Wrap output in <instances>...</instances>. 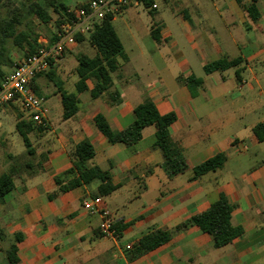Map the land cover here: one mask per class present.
Masks as SVG:
<instances>
[{"label":"crops","instance_id":"crops-1","mask_svg":"<svg viewBox=\"0 0 264 264\" xmlns=\"http://www.w3.org/2000/svg\"><path fill=\"white\" fill-rule=\"evenodd\" d=\"M173 1L185 5L174 14V30L163 19L154 21L149 47L124 28L127 45L114 16V28L127 54L126 60L118 57L120 68L112 73L119 102L111 103L107 93L92 98L91 79L86 80V90L77 91V55L89 34L70 45L48 69L66 91L77 95L73 116L63 117L61 94L47 71L31 81L49 108L46 129L28 134L31 143L34 136L42 167L0 166V175L13 172L15 184L0 201V264H10L6 251L15 242L19 264H264V141L253 131L264 123V7L256 1L260 16L253 20L247 12L253 0H220L221 6L214 0L209 5L205 0ZM213 14L221 18L224 36H219ZM154 23L160 26V41L152 36ZM53 37L54 28L41 40ZM92 47V54L83 53L93 57L97 50ZM236 57L243 59L239 66L204 70L209 62ZM190 77L200 78V84H188ZM147 96L161 114H176L169 130L189 167L174 176L162 166L154 125L145 127L141 140L133 145L110 143L95 125L94 117L102 113L112 129H125L134 121L135 107ZM5 106L21 110L18 104ZM22 117L30 120L24 112ZM84 140L95 148L91 164L109 172L118 186L100 197L114 223L127 224L120 234L103 233L101 216L83 207L84 199L98 195L100 180L59 191L55 178L72 166L69 151ZM218 153L226 155L220 168L194 175L193 167ZM221 195L233 206L232 224L243 228L241 236L217 248L212 236L196 225L176 228ZM157 230H170V240L131 257L140 239ZM16 235L21 237L18 242Z\"/></svg>","mask_w":264,"mask_h":264},{"label":"trees","instance_id":"trees-1","mask_svg":"<svg viewBox=\"0 0 264 264\" xmlns=\"http://www.w3.org/2000/svg\"><path fill=\"white\" fill-rule=\"evenodd\" d=\"M90 1L86 0L78 3V5L87 6ZM142 1L150 12L153 13L155 11L152 8L154 0ZM256 1L253 0V3L247 6V12L253 20H257L260 16ZM49 7L60 17L57 22L59 23L68 8V3L67 0H48L46 6H42L37 2H32L29 6L28 13L36 14L42 23L48 24L52 20V14L48 10ZM113 19L114 16L109 15L103 20L96 21L93 30L88 36L91 45L96 48L97 53L93 57L83 52L77 55V72L80 75V80L77 82V91L81 92L86 90V80L91 79L94 83L90 91L91 97L95 99L107 93L111 103L119 102L121 97L120 92L117 89H113L112 73L120 68L118 57L127 59L124 45L114 28ZM22 22L21 16L14 14L0 24V82L7 73V69L14 65V62L8 56L9 49L6 46L8 41H11L15 47L22 50L23 56L35 52L41 45L38 34H33L30 30L26 29L19 30ZM159 30L160 26L154 23L151 33L158 41H160ZM84 40L85 37L83 35H76V41L82 42ZM242 61L243 59L241 57L233 59L221 58L207 63L204 66V70L206 73H211L216 70H226L239 66ZM240 73L241 71L238 69V78L240 77ZM46 75L57 85L61 94L64 107L63 117L67 119L73 116L78 110L77 95L63 88L62 83L53 70H48ZM186 82L188 84H200L201 79L190 77ZM134 116V121L123 130L112 129L109 121L102 113H98L94 117V122L98 130L110 143H125L127 145H133L139 142L142 138L143 129L147 126L154 125L156 127L155 146L163 153L164 160L162 166L164 170L169 176H174L185 171L189 167L188 162L179 145L172 139L169 130L170 125L176 120V114L174 112L161 114L153 99L147 96L143 102L135 107ZM16 128L27 147L28 153L34 155L35 150L32 147L28 134L35 129L43 131L46 127L36 126L31 120H26L21 116L16 123ZM253 131L259 141H264V123H258ZM69 155L72 166L55 178L59 185V191H69L80 185L90 184L96 180L101 181L98 186L99 196L109 195L117 189L118 186L113 184L109 172L102 170L97 165L91 164V160L95 157V148L89 140H84L73 146L69 151ZM225 159L226 155L224 153L216 154L193 167L194 175L201 176L209 171L220 168ZM38 165L42 167V162ZM25 166H34V164L27 162ZM13 175L12 171H6L0 175V201H3L5 195L14 189ZM232 212V204L225 195H221L209 208L193 215L176 228L181 229L189 225H196L201 231L210 234L214 239L215 247L219 248L231 243L244 232L242 227L232 224ZM126 226L127 224L119 220L114 223L113 228L116 234H120ZM170 238V230H157L148 233L133 248L131 257H138L145 252L153 250L168 242ZM20 239V235H16L17 242ZM17 252L18 246L15 242L6 251L10 264H19L20 259Z\"/></svg>","mask_w":264,"mask_h":264},{"label":"built area","instance_id":"built-area-1","mask_svg":"<svg viewBox=\"0 0 264 264\" xmlns=\"http://www.w3.org/2000/svg\"><path fill=\"white\" fill-rule=\"evenodd\" d=\"M139 5L145 6L142 0H91L87 6H68L61 21L56 24L53 40L40 42L35 52L17 60L4 75L0 82V107L18 104L36 126L47 127L49 108L34 92L31 81L64 56L70 45L76 42V35L90 34L96 21L109 15L117 16L125 9ZM152 8H157L155 0ZM83 207L101 216L103 233L115 235L114 220L102 197L84 199Z\"/></svg>","mask_w":264,"mask_h":264},{"label":"rangeland","instance_id":"rangeland-1","mask_svg":"<svg viewBox=\"0 0 264 264\" xmlns=\"http://www.w3.org/2000/svg\"><path fill=\"white\" fill-rule=\"evenodd\" d=\"M47 1L48 0H1L0 24L14 14L20 15L23 22L19 26V30L26 29L30 30L33 34H38L39 41L42 42L41 38H47L51 35L53 28H56V23L59 21L60 17H58V15L53 12V9L49 7L48 10L52 14V20L48 24H44L37 18L36 14H29L28 9L32 2H37L42 6H46ZM84 1L86 0H67V3L68 6H74ZM214 1H216V4L219 6L222 5L220 0ZM263 1L264 0H261L262 6L264 7ZM155 2L158 7L154 8L155 11L153 13L145 6L139 5L129 7L124 14L116 16L117 19L114 21V25L119 34L125 39L126 44L128 42L125 38V33L122 32L124 28H129L134 34H137L141 44L147 47L153 42L149 30L154 21H162L163 19V21L174 30L176 21L174 14H179L185 5L182 4V2H175L173 0H155ZM210 2H212V0H205L207 5H209ZM213 19L217 26L219 36H224L225 27L223 26L221 18L218 14H216V17L213 14ZM259 35L262 36L261 33H259ZM6 46L9 49L8 56L13 62L23 57L22 50L15 47L11 41H8ZM92 48L90 42L86 41L81 46V51L87 54H92ZM12 67L13 66L9 67L7 71H10ZM256 68L259 71H261V68L263 69V67L259 65L256 66ZM52 84H54V82ZM67 89L72 90L73 88L67 85ZM0 109H6L5 112H0V121H3V125L0 128V166H25L27 162H32L34 166H37L40 156H38L37 153L34 155L28 153L21 135L16 130L15 119L20 118L23 115V112L14 106H2ZM31 140L32 147L36 149L33 134Z\"/></svg>","mask_w":264,"mask_h":264}]
</instances>
